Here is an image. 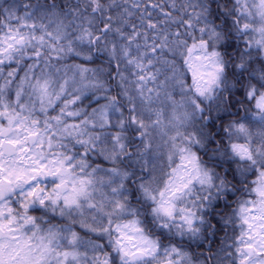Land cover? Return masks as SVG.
I'll use <instances>...</instances> for the list:
<instances>
[{
    "label": "clouds",
    "instance_id": "9594fccd",
    "mask_svg": "<svg viewBox=\"0 0 264 264\" xmlns=\"http://www.w3.org/2000/svg\"><path fill=\"white\" fill-rule=\"evenodd\" d=\"M0 264H264V0H0Z\"/></svg>",
    "mask_w": 264,
    "mask_h": 264
}]
</instances>
